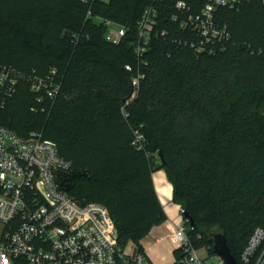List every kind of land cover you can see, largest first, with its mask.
Here are the masks:
<instances>
[{"label": "trees", "instance_id": "16d2710c", "mask_svg": "<svg viewBox=\"0 0 264 264\" xmlns=\"http://www.w3.org/2000/svg\"><path fill=\"white\" fill-rule=\"evenodd\" d=\"M152 1L0 0V72L23 74L0 123L20 136L41 133L73 171L86 172L72 179L75 188L107 207L121 247L133 242L143 251L141 240L165 221L153 179L164 169L173 201L194 222L195 245L215 254L221 233L242 264L253 231L264 228V1L220 8L217 21L233 41L201 56L176 42L189 35L171 20L173 0L161 2L146 76L132 97L138 21ZM99 17L129 29L120 44L106 40ZM236 50L257 59L244 61ZM53 69L60 94L40 100L30 79Z\"/></svg>", "mask_w": 264, "mask_h": 264}, {"label": "built area", "instance_id": "2783aa9c", "mask_svg": "<svg viewBox=\"0 0 264 264\" xmlns=\"http://www.w3.org/2000/svg\"><path fill=\"white\" fill-rule=\"evenodd\" d=\"M84 1L92 5L99 0ZM163 1L153 0L138 21V69L131 79L132 97L146 76L142 66L148 65L145 54L159 24ZM248 1L173 0L168 7L171 20L189 35L176 42L189 47L197 56L225 52L233 37L227 26L217 21L216 13L220 8H240ZM90 16L92 10L87 18ZM99 20L107 28L108 42L120 44L128 35L126 26L108 18ZM125 67L134 69L132 64ZM22 75L7 67L1 70L0 110L15 93ZM30 83L40 100L44 96L55 100L61 91L56 69L45 76H33ZM142 139L143 135L138 133L137 140ZM72 171V162L60 154L53 140L36 132L20 136L0 123V264H153L144 251L130 253L126 246H120L118 230L104 204H81L65 190L58 172ZM190 226L184 208L180 207L175 229L179 255L174 264H227L218 254H211L209 246L195 245ZM201 251L208 256H202ZM241 262L264 264L263 227L253 231L241 252Z\"/></svg>", "mask_w": 264, "mask_h": 264}, {"label": "crops", "instance_id": "0c3cea01", "mask_svg": "<svg viewBox=\"0 0 264 264\" xmlns=\"http://www.w3.org/2000/svg\"><path fill=\"white\" fill-rule=\"evenodd\" d=\"M153 179L157 194L164 207L166 219L153 226L150 233L141 240V246L153 264H174L179 245L175 229L176 222L180 219L181 206L173 201L174 187L164 169L154 171ZM130 243L135 245L136 251L137 245L133 242Z\"/></svg>", "mask_w": 264, "mask_h": 264}, {"label": "water", "instance_id": "95a60500", "mask_svg": "<svg viewBox=\"0 0 264 264\" xmlns=\"http://www.w3.org/2000/svg\"><path fill=\"white\" fill-rule=\"evenodd\" d=\"M86 172H75L72 171L69 174H63L58 172V175L61 177V184L66 191L70 192L75 199H77L81 204L85 202V199L75 188V184L72 182V179L76 176L85 175ZM185 216L187 214L185 213ZM190 224L193 225L194 222L191 220ZM214 251L216 254L221 256L227 264H239L237 258L232 254L231 249L228 245L225 235L219 233L214 237Z\"/></svg>", "mask_w": 264, "mask_h": 264}, {"label": "rangeland", "instance_id": "374dc122", "mask_svg": "<svg viewBox=\"0 0 264 264\" xmlns=\"http://www.w3.org/2000/svg\"><path fill=\"white\" fill-rule=\"evenodd\" d=\"M234 53H236V54H238V58H240V59H242V60H247V61H249V60H256L257 58H256V56H254V54L253 53H247V52H241L240 50L238 51V50H236ZM253 58V59H252ZM252 64V63H251ZM256 69H258V67H256V65H254V66H252L251 67V70L252 71H256ZM262 71L264 72V68H262ZM135 249H136V247H135V245L134 244H132V243H130L129 245H127L126 246V250L128 251V252H130V253H133L134 251H135ZM201 253V255L202 256H208L207 255V253L205 252V251H201L200 252ZM209 261V260H208ZM208 263H210V262H208Z\"/></svg>", "mask_w": 264, "mask_h": 264}, {"label": "flooded vegetation", "instance_id": "af4514ba", "mask_svg": "<svg viewBox=\"0 0 264 264\" xmlns=\"http://www.w3.org/2000/svg\"><path fill=\"white\" fill-rule=\"evenodd\" d=\"M73 182V181H72Z\"/></svg>", "mask_w": 264, "mask_h": 264}]
</instances>
